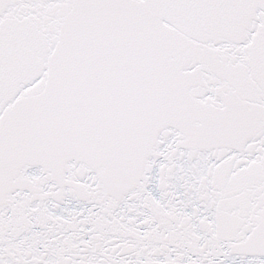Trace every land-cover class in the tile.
I'll return each instance as SVG.
<instances>
[{
    "label": "snow or ice",
    "instance_id": "snow-or-ice-1",
    "mask_svg": "<svg viewBox=\"0 0 264 264\" xmlns=\"http://www.w3.org/2000/svg\"><path fill=\"white\" fill-rule=\"evenodd\" d=\"M0 264H264V0H0Z\"/></svg>",
    "mask_w": 264,
    "mask_h": 264
}]
</instances>
